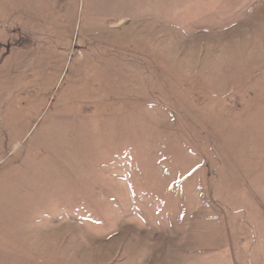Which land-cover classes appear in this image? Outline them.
<instances>
[{
	"label": "rangeland",
	"instance_id": "rangeland-1",
	"mask_svg": "<svg viewBox=\"0 0 264 264\" xmlns=\"http://www.w3.org/2000/svg\"><path fill=\"white\" fill-rule=\"evenodd\" d=\"M249 189L264 0H0V264H264Z\"/></svg>",
	"mask_w": 264,
	"mask_h": 264
},
{
	"label": "crops",
	"instance_id": "crops-1",
	"mask_svg": "<svg viewBox=\"0 0 264 264\" xmlns=\"http://www.w3.org/2000/svg\"><path fill=\"white\" fill-rule=\"evenodd\" d=\"M256 190V189H255ZM256 192H257V194H258V200H256V199H254L253 198V196H254V192H253V190L251 189H249V190H247L246 191V194H248V198H251V200L253 201V203L255 204V207H256V209H254V210H257V209H259V210H262V208L264 207L263 205L261 206L260 205V202L262 201V203H264V197H263V195H262V193L259 191L258 192V190H256ZM245 202H247V199H246V201ZM247 205H248V202L246 203ZM254 214H256V212H254ZM237 231V229L235 230V232ZM234 232V233H235ZM237 234H235V236H236ZM228 236V239H229V235H227ZM253 235L251 234V237H252ZM238 237V236H237ZM252 244V243H251ZM251 246H253V245H251ZM250 246V247H251ZM251 250V249H250ZM262 251V250H261ZM261 264V263H260Z\"/></svg>",
	"mask_w": 264,
	"mask_h": 264
},
{
	"label": "bare ground",
	"instance_id": "bare-ground-1",
	"mask_svg": "<svg viewBox=\"0 0 264 264\" xmlns=\"http://www.w3.org/2000/svg\"><path fill=\"white\" fill-rule=\"evenodd\" d=\"M121 21H118L117 24H119Z\"/></svg>",
	"mask_w": 264,
	"mask_h": 264
}]
</instances>
